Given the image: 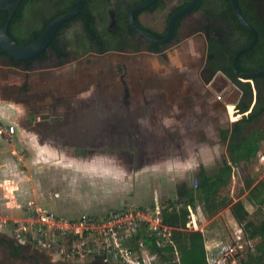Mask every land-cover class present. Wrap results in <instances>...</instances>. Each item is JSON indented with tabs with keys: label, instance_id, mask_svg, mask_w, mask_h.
I'll use <instances>...</instances> for the list:
<instances>
[{
	"label": "crops",
	"instance_id": "crops-1",
	"mask_svg": "<svg viewBox=\"0 0 264 264\" xmlns=\"http://www.w3.org/2000/svg\"><path fill=\"white\" fill-rule=\"evenodd\" d=\"M42 73L39 70L35 76L42 77ZM185 75V82L176 90L164 83L140 80V126L136 124L132 129L127 121H115L113 116L96 118L95 106L87 93L64 97L56 89L49 100L38 84L28 89L22 81L0 80V121L15 128L9 143L0 140V214L15 218L30 208H41L66 219L82 214L101 216L105 208L97 205H110L112 201L106 196L98 199V195H105L107 188L112 191L124 182L125 191L127 187L135 188L140 204L120 210L146 211L158 217L163 206L177 200L178 185H195L198 168L209 173L215 156L222 154L220 131L227 130V106L233 107L239 117L236 121L250 112L235 111L240 93L227 78L221 88H216L227 91L225 97L234 93V98L223 103L221 111L209 85L195 86L188 72ZM158 78L167 79L163 75ZM254 100L253 88V103ZM130 137L137 141L134 154L128 147ZM225 162L229 164L223 160L216 169ZM134 178L140 179L138 185ZM163 189H168L167 194ZM238 200L233 199L232 203ZM227 207L212 218H207L200 206L195 211L189 209L185 230L203 235L206 252L215 248L217 242L207 239L203 222L211 221ZM139 243L136 252L145 264L142 254L150 255L141 239ZM31 247L23 252L16 248V258L34 257L37 250ZM29 248L31 256L27 255ZM7 250L5 253L0 248V263L17 264L19 261Z\"/></svg>",
	"mask_w": 264,
	"mask_h": 264
},
{
	"label": "flooded vegetation",
	"instance_id": "flooded-vegetation-1",
	"mask_svg": "<svg viewBox=\"0 0 264 264\" xmlns=\"http://www.w3.org/2000/svg\"><path fill=\"white\" fill-rule=\"evenodd\" d=\"M34 1H36L37 4L24 6L25 8L23 9V12L24 10L29 11V9H34V11L38 13L35 24H38L39 22L43 23L45 20L51 18L53 13L69 11L75 4V0ZM148 1L149 0H86L80 14L83 15L82 17L84 18H77L80 16L78 15L75 19L64 24L66 26L63 25L54 36L57 41V45L55 46V44L52 43V40L48 50L45 52L42 58L25 64L16 63L8 57H3L0 60V72L4 73L5 70L11 73L21 71L20 73L23 75V72L26 71L27 73L23 75L22 82L23 86L28 87V89L32 88V86L35 84V80H33L34 78H41L39 81H41L45 88L43 93L48 97L49 100L52 98L51 92H55L56 90V83L53 81H57L60 86H56L58 88L57 90L59 91V95L62 91V95L64 97L65 95L67 96L68 93L65 90L64 84L66 83L67 85V83H71L70 78L73 79L75 76L73 73L71 74L69 72V69H66V65H68L66 59L69 54H67L65 51L64 46L67 41H65L63 33L68 27L71 26V24H77L83 33V36H78L75 40L76 48L79 49L82 57L88 58L95 55V52L91 50V46L93 44L97 46L98 53L100 55L107 54L133 57L136 55L142 56L147 54L150 56H159L161 55L162 47L170 46L176 38L168 44L157 45L151 43L145 38L140 37L131 28L129 16L130 12L136 6ZM169 1L171 0H158L154 6L146 10H138L134 12L132 15L133 21L135 24L143 28L154 37H157L158 35L164 37L166 33V27L163 34H158L152 29L145 27L141 21V18H144L145 20L149 19V21L155 24L158 21L157 19L160 16V12L168 11L165 20L167 26L170 16L186 7L192 0H175V3H178L173 7H169L167 4ZM219 2L220 0H198L195 8L190 13L183 15L176 21V24H178V29L182 21L189 22L190 27L192 28L191 31H189V37L197 35L202 31L206 53L204 63L201 59L202 55L196 54L193 57V59L196 60L195 68L191 67V70L187 72L190 75L191 82L193 79L192 74L197 73L199 78L198 80L202 83L201 86L206 88V86L209 85L208 88L210 89L212 85L215 87V89L223 85L224 79L227 78L224 74V69L228 67V62L226 59L232 52L235 53L239 48L247 45L252 39L251 38L248 42L244 41L247 35L246 33L238 30L237 25L239 22L233 14L229 2L227 3V8L225 10L222 9ZM246 2L247 8L250 11V20H252L259 27V31L254 27L258 33V42L250 50V52L251 55H254L260 59H264V0H246ZM19 13L17 25H26L23 14L21 12ZM157 15L158 17H156ZM233 16L235 17V20H232ZM97 39L103 44L102 47H100L95 42ZM142 49H146V52H144ZM199 61L200 63H198ZM39 70L44 72L40 78L35 76V73ZM58 71L60 73H58ZM211 72L215 74L213 77H216V79L212 81V77V79L206 84L205 81L209 78ZM87 75H89V72ZM78 79L80 82L81 80H83V82L86 80V78L81 75L78 77ZM218 79L220 80L219 82H221V84H219L217 81ZM44 81L46 83H44ZM216 82H218L217 85L220 86H215ZM194 85L200 86L199 84ZM83 86L84 87L76 94L82 95L83 93H87L89 95L88 99L91 100L95 106L94 116H96V118L113 116L115 121H129L130 109H133L134 107L135 97H131L126 84L123 83L121 93L114 96L112 92H110L109 85L99 82H84ZM138 103L140 104V99ZM131 114H135V117L140 116L136 112ZM5 242H7L8 247H5L0 243L1 251L6 253L4 250L8 249V255H13L14 258H16V248H21L20 251L22 252L26 249L24 245L19 246L12 240ZM42 257H44L42 254L39 255V253L35 251V256L31 257L29 261L20 258L16 259L19 261L17 264H23L24 262H26V264H49V262H47L49 259L47 258L42 260ZM95 260H92L87 264H94Z\"/></svg>",
	"mask_w": 264,
	"mask_h": 264
},
{
	"label": "rangeland",
	"instance_id": "rangeland-1",
	"mask_svg": "<svg viewBox=\"0 0 264 264\" xmlns=\"http://www.w3.org/2000/svg\"><path fill=\"white\" fill-rule=\"evenodd\" d=\"M175 2V0H171L167 4L169 5V7H173L178 3ZM167 13L168 11L160 12V16L157 19L158 21L155 24L149 21V19L145 20L144 18H141V21L145 27L152 29L158 34H163L166 27L165 20L167 17ZM156 17H158V15ZM191 29L192 28L190 27L189 22L182 21L180 23L175 41L170 46L162 47V52L159 56H150L147 54H144L142 56L136 55L133 57L107 54L100 55L98 53L97 46L93 44L91 46V50L95 52V55L86 58L82 57V54H80L79 49L76 48L75 43V40L77 39L76 37L83 36V33L81 32V29L77 24H71V26L65 30L63 35L65 37V41H67L64 46L65 51L67 52V54H69L66 59V62L68 63V65H66V69H69V72L71 74L73 73L75 77L73 79L70 78L71 83H67V85L66 83L64 84L65 90L68 94H76L84 87V82H99L105 85H109L110 92H112L114 96L121 93L122 84L124 83L128 87L131 97H135L134 107L133 109H130V118L128 121L129 127L130 129H132V126L136 124L140 126V124H138L137 122L140 121V116L135 117V114H131L133 112H136L138 115H140V104L138 103L140 99V80H142V82L145 81L149 84L164 83L168 88L176 90L177 86L179 87L180 85H183V82H185V72L191 70V67L195 68L196 60H194L193 57L196 54L202 55L201 59L204 63L206 53L202 31L197 35L189 37V31H191ZM142 50L146 52V49ZM138 56L140 57L137 58ZM198 63H200V61ZM180 71H182V74H180ZM88 72L89 75H87ZM58 73L60 72L58 71ZM80 75L86 78L84 82L83 80H81V82L79 81L78 77ZM159 75L166 76L167 79L159 80ZM192 77V84H199L201 86L202 83L198 80L199 78L197 76V73L192 74ZM7 78L8 80L15 79L16 81H22L23 75L20 72L11 73L7 72L6 70L4 73L0 72V80H6ZM33 80H35V84H38V87L41 90L45 89L44 85L40 84V79L34 78ZM217 81L219 82L220 80L218 79ZM53 82L56 83L55 85L57 87L59 86V83H57V81ZM218 82H216L215 86H220L217 85ZM44 83L46 82L44 81ZM219 84H221V82H219ZM56 86L55 88L58 89ZM221 87L222 85L218 88ZM233 98L234 93L229 94L224 98L222 102H215L218 103L217 106L218 108L220 107L222 111V106H224L223 103H228L232 101ZM231 109H233L232 106H227L228 123L225 125V129L227 130L231 129V125L233 124V122L239 119V117L231 113ZM262 121H264V115L262 116L260 122ZM258 124L259 122L255 123L250 129L256 127ZM130 138L132 140L130 141V144H128V147L130 149V153L134 154L137 151V141H134L133 138L135 137ZM220 150V153L222 154L219 156H215L214 166L212 165V170H210L209 173L213 172L223 160L229 162L227 144L223 143ZM262 156H264V141L260 142V149L255 159L251 160L250 163L242 166L243 168H234L233 177H231L229 185L221 191L222 196L231 198L232 202L233 199L242 200L244 202V207L248 212L247 219L251 222H254L255 224H259L260 221L264 220V207L262 210H258L255 205H252L245 201L244 197L247 191L243 189V184L246 180L249 179L257 183L264 176V166H262V163L260 162L263 161L264 163V158H262ZM115 177L116 175H114V178ZM133 181L136 182L137 185L140 183L139 178L138 180L134 178ZM192 182L193 180L191 181V183ZM106 190H108L109 194L107 193L102 196L98 195V199L103 200L106 196L107 200L110 202L109 199L111 198L112 202L110 205H106L104 202H102L103 204L97 205L99 207L105 208L101 216L108 215L112 210L133 209V207H136L140 204L135 188L132 189L130 187H127V190L125 191L124 182H119L118 187H114V189H112L113 192L110 188H107ZM163 190L166 191L167 194L168 189ZM167 197L168 195L165 196L166 199ZM24 217L25 214H23L22 216H17L15 218L11 217V215L9 216L7 213L0 214V239H3L5 241L16 240L17 242H19V240L21 239L20 237H17V233H15V228L12 223L14 221L13 219L20 221ZM203 224L206 226V237L212 243L217 242V244H219V242L222 240L225 242L226 248L236 247L232 257L228 260V264H239L240 262L245 261L248 254L254 253V246L260 241L259 239H255L253 241L247 240L243 232L242 225L240 226L234 220L229 207H227V210L222 211L221 214L211 219V221L205 220ZM5 241L2 245L8 246L7 242ZM85 242H93L94 245L96 244V246H99L102 250V245L100 244V242H97L91 238L78 240H73L72 238L56 239L55 244L51 245L50 248L27 243L24 246H32L31 249L37 250L40 254H42V256H44L41 258L42 260L48 258L54 261L51 262V260H48L47 262H49V264H87L95 259L92 255L87 253L89 250L86 249L87 247H84ZM31 249L29 254L27 255H33ZM55 251L56 253H53ZM142 255L145 264L154 263V259L147 257L145 253H143ZM26 259V261H29L28 257H26ZM116 263L121 264V262H115V264ZM23 264H26V262H24Z\"/></svg>",
	"mask_w": 264,
	"mask_h": 264
},
{
	"label": "trees",
	"instance_id": "trees-1",
	"mask_svg": "<svg viewBox=\"0 0 264 264\" xmlns=\"http://www.w3.org/2000/svg\"><path fill=\"white\" fill-rule=\"evenodd\" d=\"M219 3L223 10L227 8V0H220ZM35 4L37 2L34 0L23 1L9 23L8 33L19 45H25L33 41L42 33L46 25L66 12L53 13V16L43 23L35 24L38 13L34 9L24 10L23 12L24 6ZM239 4L246 20L259 31V27L249 18L250 11L247 8L246 0H239ZM19 12L23 14L26 25H17ZM82 16L80 15L77 18L83 19L84 17ZM5 17L6 14L0 11V26L4 22ZM233 19L235 20L234 16ZM237 28L241 32L246 33L247 37L244 41L248 42L252 38L251 34L240 24L237 25ZM177 32L178 24L175 26V34L172 40L177 37ZM157 37L162 38L163 36L158 35ZM95 42L102 47L103 44L98 39ZM52 43L55 46L57 45L55 38ZM233 54L234 52L226 59L228 67L224 69V74L240 93L235 104V111L238 114L250 112L233 123L230 130L220 131V140L227 144L229 164L225 162L211 173H207L203 167H199L194 175L195 185L191 187L185 184L178 185L176 189L177 200L169 201L160 209L158 217L162 225L172 228L170 241L159 244V239L147 229V226L143 225L140 228L138 239L143 241L148 254L155 257L156 262L153 264H214L224 253L226 249L225 242L221 240L215 248L206 252L203 235L199 231L185 230L189 222V209L195 211L200 206L205 216L212 218L229 205V210L234 220L240 226L242 225L247 240H260L254 246V253L248 254L246 260L239 264H264V220L260 221L259 224L251 222L247 219L248 212L242 200L232 203L231 198L221 194V191L229 185L234 173L233 168H243L242 166L255 159L260 149V142L264 141V121L260 122L264 115V76L253 79V85L249 82L239 81L234 76L231 68ZM3 57L7 56L0 51V60ZM13 61L21 63L16 60ZM237 68L243 73L264 70V59L257 58L248 51L238 58ZM253 88L255 90L254 103ZM231 113L235 114L234 109H231ZM258 122L259 124L256 127L250 129ZM254 183L250 179L244 182L243 189L247 191L244 198L248 203L255 205L258 210H262L264 207V176L257 183ZM73 239H76V237H73ZM134 250L138 251V245L135 246ZM92 254L94 259L105 258L104 255H97L96 250ZM140 262L143 264L141 258Z\"/></svg>",
	"mask_w": 264,
	"mask_h": 264
},
{
	"label": "built area",
	"instance_id": "built-area-1",
	"mask_svg": "<svg viewBox=\"0 0 264 264\" xmlns=\"http://www.w3.org/2000/svg\"><path fill=\"white\" fill-rule=\"evenodd\" d=\"M210 92L217 101L222 102L227 91H219L211 87ZM14 133L15 128L12 125H5L0 121L1 141L9 143ZM13 220L15 233L21 239L19 242L14 241L19 243V246L27 243L50 248L55 244L56 239L91 238L100 242L102 250L93 242H85L84 247L89 250L87 253L93 256L92 252L96 250L97 255L105 256L100 260L107 261L109 264H115V262L139 264L140 255L134 247L138 244L140 246L138 234L143 225L147 226V229L159 239V244L170 241L171 229L162 225L158 217L144 211L117 210L111 211L106 216L82 214L74 219H66L46 209L31 208L22 220ZM235 248H226L214 264H228ZM149 257L154 259V256Z\"/></svg>",
	"mask_w": 264,
	"mask_h": 264
},
{
	"label": "water",
	"instance_id": "water-1",
	"mask_svg": "<svg viewBox=\"0 0 264 264\" xmlns=\"http://www.w3.org/2000/svg\"><path fill=\"white\" fill-rule=\"evenodd\" d=\"M23 1L31 0H0V11L6 14L5 20L0 26V51L4 53L7 57L12 60L19 61L21 63H29L33 60L39 59L45 54L48 50L54 36L58 30L67 22L75 19L78 15L81 14L84 3L86 0H75L73 8L64 14L53 19L42 31V33L25 45H19L8 33V26L12 18L14 17L16 11L18 10L20 4ZM158 0H149L148 2L142 3L139 6H136L129 14L130 23L132 30L138 34L140 37L145 38L153 44L165 45L172 41L175 34V24L176 21L185 14L190 13L196 6L198 0H192L186 7L172 14L167 22L166 33L163 38H157L149 34L143 28L139 27L132 19L134 12L138 10H146L154 6ZM233 14L235 15L239 24L251 34V41L239 48L233 55L231 59V68L234 73V76L238 78L239 81L249 82L253 84V79L264 76V70H259L250 73L240 72L237 68L238 58L250 51L258 42V33L256 29L246 20L242 9L239 4V0H228ZM215 74L210 73L209 78L205 81L207 84ZM237 89V88H236ZM34 106V105H33ZM94 264H109L104 260H95Z\"/></svg>",
	"mask_w": 264,
	"mask_h": 264
}]
</instances>
